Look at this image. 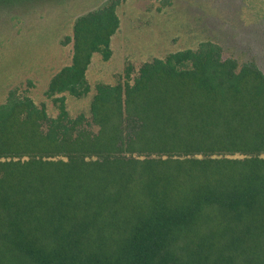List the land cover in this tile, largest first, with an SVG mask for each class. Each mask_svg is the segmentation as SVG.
<instances>
[{
    "label": "trees",
    "instance_id": "trees-1",
    "mask_svg": "<svg viewBox=\"0 0 264 264\" xmlns=\"http://www.w3.org/2000/svg\"><path fill=\"white\" fill-rule=\"evenodd\" d=\"M108 0L72 25L46 96L80 98L119 28ZM201 42L99 84L84 115L0 105V264H264V74ZM131 121L133 135L123 134Z\"/></svg>",
    "mask_w": 264,
    "mask_h": 264
},
{
    "label": "rangeland",
    "instance_id": "rangeland-1",
    "mask_svg": "<svg viewBox=\"0 0 264 264\" xmlns=\"http://www.w3.org/2000/svg\"><path fill=\"white\" fill-rule=\"evenodd\" d=\"M108 0H0V105L10 91L28 96L49 117H56L65 97L69 118L85 116L99 84L133 85L141 65L152 59L196 50L201 42L221 47L222 59L239 65L253 62L264 74V0H111L117 4L119 28L110 40L107 60L95 54L86 71L87 95L67 93L46 96L51 77L70 64L74 19ZM133 125L124 121L123 134L131 137Z\"/></svg>",
    "mask_w": 264,
    "mask_h": 264
}]
</instances>
